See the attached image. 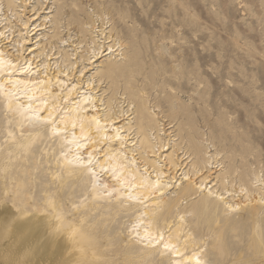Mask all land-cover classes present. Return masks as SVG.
Returning a JSON list of instances; mask_svg holds the SVG:
<instances>
[{
	"label": "rangeland",
	"instance_id": "374dc122",
	"mask_svg": "<svg viewBox=\"0 0 264 264\" xmlns=\"http://www.w3.org/2000/svg\"><path fill=\"white\" fill-rule=\"evenodd\" d=\"M40 1L43 9L38 0H15L8 19L2 16L0 26L9 24L6 36L26 39L15 53L28 58L38 52L35 62L50 63L54 71L56 61L62 68L68 64L61 56L68 50L75 73L88 64L95 43H116L115 54L124 51L133 61L113 68L119 89L107 80L105 96L115 92L120 99L122 86L132 90L138 96L132 108L146 102L158 117L161 138L168 142L164 153L178 141L189 144L198 165L205 166L202 174L211 175L207 187L180 202L170 226L158 223L155 230L168 236L180 225L181 236L190 241L185 252L198 253L203 264H264V0H61L63 42H50L49 19L36 31L57 6ZM39 43L41 49L30 53ZM65 148L49 123L22 119L0 90V202L40 215L55 205L62 221L81 235L76 264H173L170 251L150 253L136 235L140 208H107V198L92 197V179L82 176L77 183L70 177ZM214 189L222 196L211 195ZM227 201L239 206L231 209ZM32 254L0 251V264L43 262Z\"/></svg>",
	"mask_w": 264,
	"mask_h": 264
},
{
	"label": "bare ground",
	"instance_id": "6f19581e",
	"mask_svg": "<svg viewBox=\"0 0 264 264\" xmlns=\"http://www.w3.org/2000/svg\"><path fill=\"white\" fill-rule=\"evenodd\" d=\"M60 1L54 0L52 5L57 6L53 14L48 15L51 11L46 12L48 14L35 25L36 31L45 29L49 19L52 29V35L48 36L50 42L65 40L61 38ZM38 4L39 9H43L44 4L40 0ZM14 7L15 0H0V11L6 8L0 15V23L8 19L6 13ZM2 16L6 18L2 19ZM23 24L26 25L27 21ZM8 26H0V90L8 105L17 110L22 119L49 123L51 133L64 138L66 152L63 158L67 172L77 183L82 176L92 179L94 199L107 198L110 204L106 207L116 211L141 209L134 210L137 214L135 233L144 239V245L150 253L156 249L170 251L173 264H203V258L198 253L185 252L190 241L187 240L188 236L185 239L181 236L180 225L168 236L155 229L158 223L170 226L180 202L192 198L204 186L207 187L211 175L202 174L205 166L198 165L195 150L189 144L185 147L178 141L169 153H164L168 142L161 138L158 117L146 102L137 108L135 106V110L132 108L138 99L132 90L122 86L120 99L115 92L110 97L105 96L109 87L103 88V83H108L107 80L111 79V84L119 89L113 68L130 65L133 58L124 51L121 53V50L115 54L119 50L114 49L116 43L105 46L94 40V48L90 49V55H86L88 64H84L79 71L74 73L75 62H71L74 58H71L72 53L68 50L61 54L68 57V64L62 68L56 61L57 69L52 71L50 63L39 65L35 62L38 52L28 58L15 53L20 52L19 47L26 39L20 34L21 31L20 37L10 39L13 33L6 36ZM37 45V49L30 48V53L41 49L40 43ZM105 55L109 56L95 65ZM119 55L123 58L116 59ZM21 60H25L26 66H18ZM53 86H56L55 89ZM63 99L64 107L61 108ZM125 102L127 109L124 108ZM169 123L172 124V121ZM154 129L158 142L152 140ZM175 132L177 137L176 127ZM179 150H183L182 156ZM169 189L174 190L168 194ZM210 194H216V198L222 196L216 189L210 190ZM225 204L231 209L239 206L229 201ZM80 236L74 226L62 221L59 209L53 204L52 211L40 215L14 211L9 205L0 202V251L7 254L33 250L34 258L44 259L40 264H76L81 249L76 241ZM178 240L180 244H177ZM5 242H8L6 247Z\"/></svg>",
	"mask_w": 264,
	"mask_h": 264
}]
</instances>
